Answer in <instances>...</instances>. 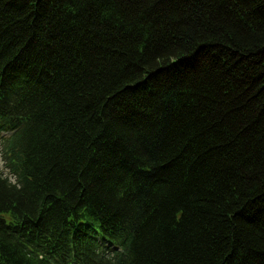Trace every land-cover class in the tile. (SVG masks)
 <instances>
[{"label":"trees","instance_id":"1","mask_svg":"<svg viewBox=\"0 0 264 264\" xmlns=\"http://www.w3.org/2000/svg\"><path fill=\"white\" fill-rule=\"evenodd\" d=\"M0 264H264V0H0Z\"/></svg>","mask_w":264,"mask_h":264},{"label":"rangeland","instance_id":"2","mask_svg":"<svg viewBox=\"0 0 264 264\" xmlns=\"http://www.w3.org/2000/svg\"><path fill=\"white\" fill-rule=\"evenodd\" d=\"M3 135H7V133H3Z\"/></svg>","mask_w":264,"mask_h":264}]
</instances>
